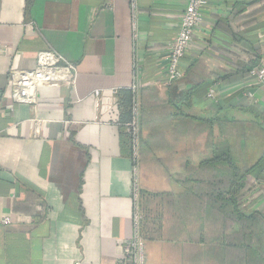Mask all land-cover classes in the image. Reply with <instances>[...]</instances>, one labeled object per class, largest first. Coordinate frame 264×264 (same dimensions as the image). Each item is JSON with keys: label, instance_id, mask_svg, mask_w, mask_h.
Listing matches in <instances>:
<instances>
[{"label": "crops", "instance_id": "0c3cea01", "mask_svg": "<svg viewBox=\"0 0 264 264\" xmlns=\"http://www.w3.org/2000/svg\"><path fill=\"white\" fill-rule=\"evenodd\" d=\"M187 2L137 0L134 37L131 0H0V218L12 221L0 225V264H116L145 191L185 196L160 201L159 235L142 231L146 264H264V89L251 73L264 66V0H208L184 75L168 85L164 56ZM43 50L77 78L40 89L36 137L10 73L35 68ZM135 98L137 159L126 128ZM226 154L247 181L242 207L255 220L243 225L208 219L192 196L208 190L194 179L229 168L203 163Z\"/></svg>", "mask_w": 264, "mask_h": 264}, {"label": "built area", "instance_id": "2783aa9c", "mask_svg": "<svg viewBox=\"0 0 264 264\" xmlns=\"http://www.w3.org/2000/svg\"><path fill=\"white\" fill-rule=\"evenodd\" d=\"M208 0H188L186 8L182 13L180 26L175 39L167 46L164 61L166 83L171 85L184 75L182 63L189 48L194 43L195 32L202 21L203 9ZM133 35L137 36L138 30V7L137 0H131ZM1 49V47H0ZM256 83L264 89V66H255L251 70ZM77 78V67L67 61L62 55L53 50H43L37 55L36 66L33 69H14L10 73L13 105L28 104L32 107L35 117L33 118V135L38 137L40 133L41 119L37 117L40 89L45 86L74 83ZM139 85L136 81L132 85L133 91H138ZM248 96L254 93L248 91ZM208 97L215 98V89L210 87ZM140 104L134 99L132 107V118L126 124L127 131L131 134L134 145V158L138 157L140 143ZM134 171V197L138 200L139 187L136 165ZM10 217L0 218V225H9ZM80 264V263H78ZM116 264H146V239L142 233L139 207L134 214L133 234L124 245Z\"/></svg>", "mask_w": 264, "mask_h": 264}, {"label": "trees", "instance_id": "16d2710c", "mask_svg": "<svg viewBox=\"0 0 264 264\" xmlns=\"http://www.w3.org/2000/svg\"><path fill=\"white\" fill-rule=\"evenodd\" d=\"M131 119V118H130ZM230 155H225L224 157L214 158L211 161H206L203 163V166H207L208 170L215 168L217 162L224 161V165H229L228 169L223 167L219 169L221 172V177L215 179H210L206 181H199L194 179V183H203L207 187V192L205 194L199 195L198 193L192 194L197 199L200 198L206 199V202L209 206L208 209V219H213L215 214L221 215V219L224 221H240L241 225L244 224L248 219H253V216H250L249 213L243 210V201H244V189L246 187V180L244 176L238 173L231 164L226 163ZM218 171V170H217ZM183 186V182L181 183ZM147 194L154 198H158L161 203H180L184 200V193L173 196L170 193H155L146 191ZM194 193V191H193Z\"/></svg>", "mask_w": 264, "mask_h": 264}, {"label": "rangeland", "instance_id": "374dc122", "mask_svg": "<svg viewBox=\"0 0 264 264\" xmlns=\"http://www.w3.org/2000/svg\"><path fill=\"white\" fill-rule=\"evenodd\" d=\"M145 196L148 199H143V203L141 202L139 205V213H140V221H141V228L145 236L149 235H159L158 227L162 223V219L166 216L163 211L162 207L160 206V200L154 198L147 194L145 191ZM150 199V200H149Z\"/></svg>", "mask_w": 264, "mask_h": 264}]
</instances>
